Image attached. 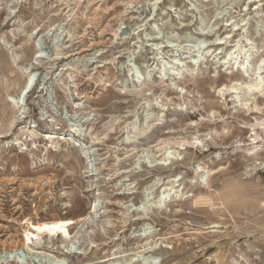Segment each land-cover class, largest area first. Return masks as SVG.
I'll use <instances>...</instances> for the list:
<instances>
[{
  "label": "rangeland",
  "instance_id": "374dc122",
  "mask_svg": "<svg viewBox=\"0 0 264 264\" xmlns=\"http://www.w3.org/2000/svg\"><path fill=\"white\" fill-rule=\"evenodd\" d=\"M185 37L211 53L193 66ZM236 44L253 66L264 0H0V264H41L43 241L69 264L148 246L159 264H264V91H219L242 78L217 62ZM155 178L178 192L135 219ZM65 219L71 240L32 237Z\"/></svg>",
  "mask_w": 264,
  "mask_h": 264
},
{
  "label": "bare ground",
  "instance_id": "6f19581e",
  "mask_svg": "<svg viewBox=\"0 0 264 264\" xmlns=\"http://www.w3.org/2000/svg\"><path fill=\"white\" fill-rule=\"evenodd\" d=\"M232 1L234 2V0H232ZM220 12H222V11L219 10L217 12V14H219ZM198 18H199V24L201 25V27L203 26L202 29H204V27L210 28L212 26L211 24H209V23H211L210 20L208 21L204 17H198ZM243 20L244 19H239V22H242ZM232 25L237 26V24L234 22L232 23ZM153 27L157 29V27L155 25ZM104 31H106V30H104ZM209 31H210V29H209ZM166 38H168L171 41L173 40L172 37H166ZM111 39H112L111 36H109L105 32H102L100 34L96 44H105V43L111 41ZM175 39H177V37ZM215 39H217V38H215ZM185 41H189L191 43V44H188V46L192 48V50H190L191 52H189L188 60L193 66L196 65L200 59H204L206 56H208L211 53V50L206 47L207 42L204 38H198V37L189 38V39L186 38ZM218 43H221V41H219ZM237 44H238V42H237ZM237 44L235 45L236 47H234V48H230L228 50L224 49L225 51H222L223 54L220 57L219 61H217V62L221 66H223L225 69L228 68L229 65H230V67H232L235 64L240 63L239 66L236 65L235 67L236 68L239 67L240 72L242 73L241 80L233 82V83L228 84L226 86L225 85L221 86L219 88V91L221 92V94H222V92L224 94V91L226 90L227 93L230 92L231 94H233V96L235 98L240 100V98H239L240 97V95H239L240 91H243L248 96H251L253 94V91L254 92L257 91L258 93H263V91H264L263 90L264 89V76L261 75V73L264 72V51L261 54V56L259 57V59L256 60L254 65L250 66V65H248L249 58H248V54H246L245 48H243V45L239 46ZM155 46L156 47L158 46L157 43H155ZM184 46H186V45H184ZM221 50H222V48H221ZM239 51L243 52V59L241 61H236V59H237L236 52H239ZM171 61H170V64H168L167 62L161 61L162 62L161 65L163 66L162 70H164L166 68H173L174 65H176L178 67V70H179V68L183 69V67L186 65L184 62H180L181 60H179L178 58H174ZM184 68H186V67H184ZM239 89H240V91H238ZM25 90H26V88L24 87L21 90V92L18 94V96H17L18 101H20L24 98V97H22L21 94H23V92L25 93ZM241 100L246 101V98H242ZM241 104L245 105L246 102L240 103V105ZM147 110L145 113V124L148 121V119L153 115L152 112H149ZM131 128L132 129L135 128V123L131 124ZM171 154H172V151L165 149V151L162 154L161 160L166 162L170 158ZM146 158L148 159L149 157L146 155ZM175 181L176 180L173 179V182H175ZM153 186L158 187V192H157L156 196L154 197L153 203H151L150 202L151 195H152L151 188ZM174 188L175 187L173 184H168L166 182H162L160 180V178H155L149 185H147L144 188V190L142 191L141 201L137 205H132V204L131 205H125L124 208L130 212H133L134 213L133 215L136 216V217H134L135 219H143L144 217H147L148 212L152 208H155L157 210L163 209L165 202L169 199V197L178 192V190H175ZM90 209H91L90 212L95 215L98 207L96 204H93L90 206ZM95 216H97V214ZM73 223H74V221L72 219H65V220L47 221V222H42V223H38V224H32L31 225L32 237L33 236L37 237L38 235L43 234V236H47L50 240H52L53 238H55L57 236L62 237L63 240L64 239L67 240V238L70 237V234L68 231V226L73 224ZM153 232H154L153 227L151 225H149L148 223H143L140 226V228L138 229V235L141 237L149 236ZM25 236L26 237H24L25 241L23 244L25 247H29L30 244H32L33 239H32V237L28 236L27 233ZM149 241H151V240H149ZM149 243L150 242H146L145 245H149ZM35 246H36L35 247L36 250H34L31 253V256L36 258L37 261L40 262L41 264L42 263L43 264H69V263H67V261H65V258L62 255H60V254L56 255L55 254V251L51 247V245H45L44 241H43V244H41L40 242H38V243L36 242ZM152 249L153 248L151 246L150 247L148 246L146 249L144 248V249L136 250L133 252H130V251L125 252V250H123L122 248H116V249L112 250L110 255L106 258L98 259V260H85V261H81L78 263H72V264H134L139 259L141 261H143L144 264H159L160 257ZM14 251H20L21 252V251H24V248L17 249V250H10L9 249V250L4 252V255L10 256L14 253Z\"/></svg>",
  "mask_w": 264,
  "mask_h": 264
},
{
  "label": "water",
  "instance_id": "95a60500",
  "mask_svg": "<svg viewBox=\"0 0 264 264\" xmlns=\"http://www.w3.org/2000/svg\"><path fill=\"white\" fill-rule=\"evenodd\" d=\"M23 94H24V92H23ZM23 94H22V96H23Z\"/></svg>",
  "mask_w": 264,
  "mask_h": 264
}]
</instances>
